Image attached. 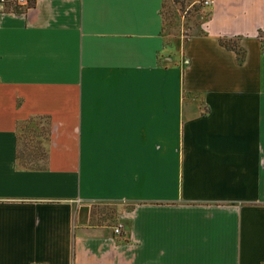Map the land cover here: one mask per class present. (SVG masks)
Here are the masks:
<instances>
[{
    "label": "crops",
    "instance_id": "obj_1",
    "mask_svg": "<svg viewBox=\"0 0 264 264\" xmlns=\"http://www.w3.org/2000/svg\"><path fill=\"white\" fill-rule=\"evenodd\" d=\"M31 1L0 9V264H264V0H210L179 48L163 0Z\"/></svg>",
    "mask_w": 264,
    "mask_h": 264
},
{
    "label": "rangeland",
    "instance_id": "obj_2",
    "mask_svg": "<svg viewBox=\"0 0 264 264\" xmlns=\"http://www.w3.org/2000/svg\"><path fill=\"white\" fill-rule=\"evenodd\" d=\"M201 1L163 0L160 16L161 31L166 45L172 43L174 46L178 45L177 48H179L188 37L201 33V25L208 17ZM30 131H32L31 128H22V132L18 136V151L21 156L24 153L32 154L34 151L33 134L35 133ZM121 205L126 208L130 206L128 203ZM119 206L120 204L116 202L95 203L92 205V221L115 223L114 214L118 211Z\"/></svg>",
    "mask_w": 264,
    "mask_h": 264
},
{
    "label": "trees",
    "instance_id": "obj_3",
    "mask_svg": "<svg viewBox=\"0 0 264 264\" xmlns=\"http://www.w3.org/2000/svg\"><path fill=\"white\" fill-rule=\"evenodd\" d=\"M218 44L226 49L230 50H236V39L233 37L230 38H218L217 40ZM238 61H240V58L238 57ZM29 122V123H28ZM26 123L23 124H18V135H17V141H16V146L14 150V156L19 165H21L24 168H41L46 159V152L44 151V148L42 146L41 140L42 138H45L48 133V127L46 125V122L44 120H39V118H32ZM22 128L28 129L31 128L32 131L35 134H33V143H34V151L32 154L29 153H24L22 156L20 155L18 151V136L20 132H22ZM118 223L115 222L113 223L112 226V233L115 234L116 236L120 235V228L117 232L113 231V228L117 225Z\"/></svg>",
    "mask_w": 264,
    "mask_h": 264
},
{
    "label": "built area",
    "instance_id": "obj_4",
    "mask_svg": "<svg viewBox=\"0 0 264 264\" xmlns=\"http://www.w3.org/2000/svg\"><path fill=\"white\" fill-rule=\"evenodd\" d=\"M202 6L208 7L210 5V0H202ZM32 6L31 0H0V9L2 10H10L18 13H25ZM120 228V224L118 223L113 231L117 232Z\"/></svg>",
    "mask_w": 264,
    "mask_h": 264
}]
</instances>
